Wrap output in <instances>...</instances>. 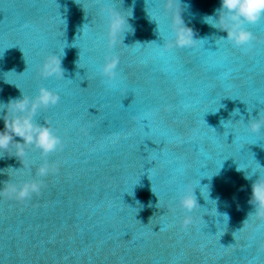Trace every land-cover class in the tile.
I'll list each match as a JSON object with an SVG mask.
<instances>
[{
	"label": "water",
	"instance_id": "1",
	"mask_svg": "<svg viewBox=\"0 0 264 264\" xmlns=\"http://www.w3.org/2000/svg\"><path fill=\"white\" fill-rule=\"evenodd\" d=\"M219 7L0 0V102L58 93L35 120L63 141L40 195L0 197V264H264V220L249 203L258 173L244 178L264 173V129L250 127L264 120V21L247 25L255 39L237 48L204 22ZM179 13L195 40L169 47ZM112 56L110 81L101 68ZM53 57L61 69L46 76ZM22 160L0 159V188L43 162L34 148ZM195 187L200 207L186 213L179 199Z\"/></svg>",
	"mask_w": 264,
	"mask_h": 264
},
{
	"label": "clouds",
	"instance_id": "2",
	"mask_svg": "<svg viewBox=\"0 0 264 264\" xmlns=\"http://www.w3.org/2000/svg\"><path fill=\"white\" fill-rule=\"evenodd\" d=\"M264 21V0H220V7L217 8L212 16L204 17V22L213 28L226 31L227 37H221L220 40L227 41L233 46L245 49L250 46L255 39L254 34L247 28V25H255ZM179 25L176 31L174 44L169 47L190 46L193 39V32L185 27L179 13ZM122 21L115 19L110 23L109 43L115 45L114 37L121 27ZM118 57L112 56L106 58L101 68V73L110 81L116 78V67ZM61 69V60L57 61L55 57L51 58L50 63H45L43 71L46 76L56 74ZM60 100L58 93L47 88L41 87L35 97H25L22 99H13L6 104L0 102V119L4 121V129L0 130V159L8 156H16L23 163L22 158L26 156L27 149L34 148L41 154L43 162L36 168L35 175L31 179L21 180L15 183L11 180L4 182L3 188H0V197H9L18 201H27L33 195H40L45 187L44 179L56 170V165L48 161V156L62 148V138L48 126L47 123H37L35 117L39 110L54 106ZM252 131L258 132L264 129V120L253 118L250 122ZM15 137H19L17 141ZM22 141V142H21ZM14 149L13 151H10ZM261 169H264L259 164ZM22 168L14 169L9 166L6 169L20 171ZM237 171H244L237 168ZM29 172L31 169L29 168ZM258 173L257 179L251 184V198L249 203L254 205L255 211L250 213L260 220H264V173L253 171L250 174L245 172L244 178L251 180L253 175ZM0 174H7L5 169H0ZM200 193H201V187ZM195 188L185 191L180 199L179 206L186 212L191 213L200 205L197 203ZM202 195V193H201ZM203 196V195H202ZM249 214V215H250ZM224 216L227 217L225 214ZM151 219V218H150ZM228 219V217H227ZM150 221V220H149ZM191 222V217H185V225Z\"/></svg>",
	"mask_w": 264,
	"mask_h": 264
}]
</instances>
